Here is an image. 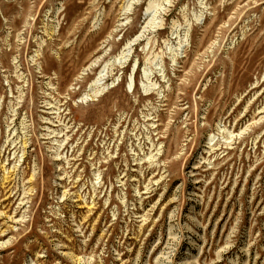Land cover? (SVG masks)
I'll list each match as a JSON object with an SVG mask.
<instances>
[{"label":"rangeland","instance_id":"obj_1","mask_svg":"<svg viewBox=\"0 0 264 264\" xmlns=\"http://www.w3.org/2000/svg\"><path fill=\"white\" fill-rule=\"evenodd\" d=\"M0 264H264V0H0Z\"/></svg>","mask_w":264,"mask_h":264}]
</instances>
